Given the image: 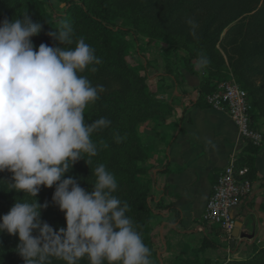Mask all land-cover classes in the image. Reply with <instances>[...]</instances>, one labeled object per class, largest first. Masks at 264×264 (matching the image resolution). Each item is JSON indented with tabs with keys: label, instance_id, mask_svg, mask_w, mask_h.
Instances as JSON below:
<instances>
[{
	"label": "clouds",
	"instance_id": "clouds-1",
	"mask_svg": "<svg viewBox=\"0 0 264 264\" xmlns=\"http://www.w3.org/2000/svg\"><path fill=\"white\" fill-rule=\"evenodd\" d=\"M41 28L28 13L0 20V172L12 174L8 191L33 198L15 199L0 216V233L18 237L24 264H51V257L65 264L85 257L89 264H152L151 250L127 215L130 206L113 195L118 183L103 163L94 168L90 191L78 178H64L77 161L88 165L98 155L91 134L111 121L87 123L84 115L104 91L80 75L101 63L95 50L82 37L74 49L62 47L73 43L68 23L49 33L57 46L34 47L31 38ZM207 63L205 57L198 61ZM41 186H55L52 201L64 213V228L54 230L41 220L48 206L36 199Z\"/></svg>",
	"mask_w": 264,
	"mask_h": 264
},
{
	"label": "rangeland",
	"instance_id": "rangeland-1",
	"mask_svg": "<svg viewBox=\"0 0 264 264\" xmlns=\"http://www.w3.org/2000/svg\"><path fill=\"white\" fill-rule=\"evenodd\" d=\"M50 1L53 7V9L50 10L51 16L55 19L57 18V13L61 11L62 6L58 0ZM181 1L182 0H113L112 8L117 16V21L134 29L136 42L129 43L130 53L125 56V60L130 69L135 70L139 76H145L144 87H142V83L139 82V80L134 81L122 78V76H119V74L113 71H109L91 82L93 86L102 85L104 88V91L99 93V98L94 102V105L99 106V112L102 113V116L97 115L95 120L103 117L111 121L109 116L114 115L113 126H118L119 133L123 135L126 133L130 134V131H134V134H137V138L140 140L139 143L146 147L145 158L143 161L138 162L145 168L144 172L131 173V165H125V161H122L123 158L118 153V150H116L117 148H115L118 145L119 138L116 133L112 134V132L107 131L104 135L98 129L94 132V136H91L94 143H97L99 148L98 155L94 157V168L98 164L103 163L107 170L115 176L118 187L113 195L117 196L122 202H127L129 204L130 210L127 215L132 218L134 224H138L139 222L136 215L139 213L141 214L143 211V207L141 206L143 205V200L141 199L142 194L145 191H150L151 194L154 193L151 168H153L157 162L156 154L159 151L157 144L169 140L168 134L164 132V129H166L164 125L165 116L158 114L161 111L156 112L160 110V106H155L154 102L147 98L144 92H149L152 95L163 98L159 92L169 84L172 77L177 79L179 92L184 93L186 89L183 88V86L187 85L188 79H194V76L183 67L185 58L189 57L190 61L193 63L194 69L201 71L202 75L211 72L209 74L214 76L212 78L213 80L216 79V86L221 82L231 79L237 83L238 78L233 69V63L236 59H238L241 54L244 55L253 49H264V25L261 24V22L259 23L260 28L255 30L253 34L251 32H246V16L264 8V0L241 1L242 4L231 5V10L217 16L213 14V10L210 7L205 8L197 6L198 1L193 2L192 0L191 4H187V1L184 3ZM178 5L187 9L188 12L177 13V11H172V9ZM241 5L242 7L254 5V8L240 13L236 19L225 23L229 17L242 10ZM242 17L245 18L242 19ZM212 18L215 20L211 22ZM240 19L244 21V25L240 31L235 29L228 31L231 24ZM189 21H191V23H189ZM128 39H131V36H129ZM203 42L208 45H204L201 50L202 57H205L208 63L201 65V70V68L199 69V65L195 62V54ZM172 47H176V56L181 60L179 64L180 68H176L173 65L171 56L161 53L159 50H169ZM213 48L215 50H213ZM142 61L146 62V73L140 66V62ZM243 75L246 76L247 74L244 73ZM258 76L259 77H257L256 74L251 76L254 83H259L260 79L264 77V74ZM161 79L163 82L160 84L158 80L160 81ZM164 81H168L166 82L167 84ZM238 83L240 84V82ZM242 88L246 91L250 99L249 89L245 87ZM192 92L195 93L196 98L197 91L192 90ZM197 105L206 107L208 104L200 103ZM206 108L216 109L210 105ZM216 110H224L227 112L225 109ZM134 112L136 113L135 115ZM132 123L134 130L131 129ZM250 125L252 128L260 130L258 126L264 125V115L258 114L250 117ZM101 129L104 130L105 127ZM261 133L263 137L264 134L262 131ZM101 141H103L107 147H103L100 144ZM243 141L247 145V141ZM123 145L126 147V143ZM80 173L79 176H82V179L92 186L96 180L94 172L91 171V175L89 174L90 172L87 171L84 172L86 175H83V172ZM150 203L152 207L154 205V200H150ZM61 214L64 215L63 212H61ZM155 217L156 213H152L149 222ZM169 218L172 219L173 216ZM169 218H166V220ZM199 220L201 224H205L201 216ZM134 226L146 244L148 238L147 232L144 228L140 229L137 225ZM64 227L65 225L61 228ZM212 227L220 228L218 225H212ZM226 237L227 236H225V240ZM153 239L155 238L153 237ZM224 243L226 247L227 242L225 241ZM192 248L195 247H191V249ZM187 251L190 250H180L176 255L180 252ZM202 252L203 251L198 255L206 257ZM156 255L151 254L150 258L154 257L153 259L156 261ZM176 255L173 261H175ZM180 257L181 259H186L188 256ZM50 260L51 264H65L64 261L55 257H51ZM209 260L211 264H264V244L254 247L247 255L235 257H227V255H225L219 259L209 258ZM4 261L5 260H3L1 264H6ZM78 264H89V261L87 257H85L81 259ZM154 264H157V261Z\"/></svg>",
	"mask_w": 264,
	"mask_h": 264
},
{
	"label": "trees",
	"instance_id": "trees-1",
	"mask_svg": "<svg viewBox=\"0 0 264 264\" xmlns=\"http://www.w3.org/2000/svg\"><path fill=\"white\" fill-rule=\"evenodd\" d=\"M62 6L60 12L57 13V18L51 16V9H53L50 0H0V20L5 18L11 19L13 17L20 18V15L28 13L31 19L36 22H40L42 25L41 31L38 35L32 37V42L34 47H37L41 44H47L49 46H57V42L54 37L49 35V33H54L56 30H59L64 23H68L72 26L74 35L73 43L65 44L62 47L68 49H74L76 41L79 38H84L85 42L89 44L94 50L95 55L100 58L101 63L98 65H89L84 72L80 73L87 77V79L92 82V80L99 78L100 76L108 73L109 71L116 72L119 76L125 79L139 80L144 87V75L139 76L135 70L130 69L127 66L125 56L129 55V43H135V32L134 29L117 21V16L112 8L113 0H58ZM187 1V4H191L192 0H182L184 3ZM197 2L199 7H210L213 10L215 16L231 10V5L242 4L244 0H193ZM242 1V2H241ZM242 10L239 13H235L227 19L225 23H228L236 19L240 13L252 10L254 5L250 7H242ZM172 11L177 13L188 12L187 9L182 8L178 5L172 9ZM263 15V16H261ZM245 17H242L244 19ZM242 19L237 20L235 23L231 24L228 28V31L235 29L240 31L244 25ZM246 32L252 33L255 30L259 29V23L264 25V8L257 10L253 14L246 16ZM215 19H211V22ZM131 36V39H128ZM216 37V36H215ZM214 37V39H215ZM214 42V41H213ZM204 42L197 49L195 54V62L198 64V61L202 58V52ZM213 50H215L213 48ZM161 53H165L168 56H171L173 65L177 68L181 62L180 58L176 55V47L171 49H160ZM190 58V57H189ZM189 58H185L183 62V67L189 71L190 74L194 76L195 88L197 91V97L195 98V104H206L204 100V95L208 92L213 91L217 88L216 79L213 80V75L208 72L206 75H202L201 71L194 69L193 63ZM140 66L143 70H147L146 62H140ZM233 69L236 72L238 82L240 86L249 89V115L250 117L256 116L258 114L264 115V77L259 78V83H254L251 79L252 75L264 74V49H253L248 51L244 55H240L238 59L233 63ZM262 65V66H261ZM95 67L96 71H91V68ZM180 68V67H179ZM202 67L199 65V69ZM247 74L244 76L243 74ZM255 77V76H253ZM242 83V84H241ZM147 98L151 99L154 102L155 106H160L161 116H168L172 114L174 110V103L171 100H165L157 95H152L149 92H144ZM248 97V96H247ZM106 104V103H105ZM208 106V105H207ZM99 106L94 105V102L89 103L85 110V119L87 123L95 121L97 115L102 116V113L98 110ZM258 112V113H257ZM136 113L134 112V115ZM111 118V124L108 127H105L104 130L99 129L102 134L110 131L117 134L118 145L115 147L118 150V153L123 158L122 161H125V165H131V173L144 172V167L138 163L143 161L146 156V147L139 143L140 140L137 138V134H134V131H130L126 134L119 133L118 126H113L114 115L109 116ZM133 123L131 129H133ZM123 132V130H122ZM127 132V131H125ZM92 133L91 136L93 135ZM103 137V136H102ZM94 142L93 138H91ZM126 143L125 145H123ZM125 148V150H124ZM258 145L253 144L251 141H247V151L249 153H254L257 151ZM84 159L88 160L89 157L85 154ZM91 163L88 165L83 159L77 161L70 171L65 174L64 178L72 176L73 178L78 177L79 185L86 190H91V185L87 183L82 176H79L83 172V175H86L84 172H94V157H91ZM235 166L246 165L247 173L246 176L250 179V176H253V158L248 155L240 156L238 160L234 162ZM252 167V168H251ZM249 168V169H248ZM252 172V173H251ZM252 174V175H251ZM11 173L7 170L0 172V216L6 214L10 207L13 205L15 199H22L31 201L33 198L23 192H14L8 191L7 181L11 182ZM89 188V189H88ZM55 190V186L51 188H46L41 186L40 191L36 197L38 203L45 204L47 207L41 210V220L46 222L54 230H59L63 225H65L64 215L61 214L59 208L53 203L52 195ZM249 194V193H248ZM247 194V195H248ZM143 200V211L142 213L136 215L138 219L137 225L140 229L144 228L147 232V241L146 245L151 250V254L158 252V244L153 241L151 226L149 218L152 213H157V209H166V212H171L173 218L171 221L176 222L180 218V212L176 207H173L170 204H163L160 199L154 197L153 194L149 192H144L141 196ZM150 200L155 201V205L151 207ZM213 228V227H211ZM221 230L220 228H218ZM219 232V231H218ZM216 232L215 234H218ZM214 234V235H215ZM35 235V233H34ZM213 233L205 231L202 237V241L198 247L190 249L187 252H180L175 257V261L171 264H211L209 258L199 256L207 247H222V244L212 238ZM19 243L18 237L16 235H9L7 232L0 233V264L5 260L6 264H24V261L20 255H18L16 249L17 244ZM180 256H188L186 259H181ZM199 260V261H198ZM245 261V260H243ZM160 264V263H159Z\"/></svg>",
	"mask_w": 264,
	"mask_h": 264
},
{
	"label": "crops",
	"instance_id": "crops-1",
	"mask_svg": "<svg viewBox=\"0 0 264 264\" xmlns=\"http://www.w3.org/2000/svg\"><path fill=\"white\" fill-rule=\"evenodd\" d=\"M186 84V91L181 93L177 79L171 77L159 92L165 100L173 101L174 110L164 119L169 140L157 144V162L151 168L153 195L163 204L176 207L180 218L173 222L171 212L157 209L156 217L150 221L153 240L159 247L157 264H171L180 250L200 245L205 231L213 233L212 238L222 244L203 250L202 254L211 259L247 255L264 244V136L257 151L249 153L227 112L195 104V80L188 79ZM258 127L264 134V125ZM244 155L253 158L251 190L231 212L235 222H241L239 233L248 236L236 237L231 246L222 230L201 224L199 217L218 172L232 157L238 160ZM153 258L152 264L156 262Z\"/></svg>",
	"mask_w": 264,
	"mask_h": 264
},
{
	"label": "built area",
	"instance_id": "built-area-1",
	"mask_svg": "<svg viewBox=\"0 0 264 264\" xmlns=\"http://www.w3.org/2000/svg\"><path fill=\"white\" fill-rule=\"evenodd\" d=\"M204 100L213 108L228 112L242 140L256 145L261 143V131L250 125V105L246 91L234 80L221 82L216 89L204 95ZM234 162L235 158L232 157L218 172L200 214L205 225H218L227 237L235 225L232 209L251 190V181L246 176L247 166H235Z\"/></svg>",
	"mask_w": 264,
	"mask_h": 264
},
{
	"label": "water",
	"instance_id": "water-1",
	"mask_svg": "<svg viewBox=\"0 0 264 264\" xmlns=\"http://www.w3.org/2000/svg\"><path fill=\"white\" fill-rule=\"evenodd\" d=\"M240 226H241V222L236 221L234 227L231 230V233H230V236H229V243H230L231 246L233 245L234 239L236 237L239 236V237L243 238V237H247L248 236L247 233H243V232L239 233ZM157 255H158V253H157Z\"/></svg>",
	"mask_w": 264,
	"mask_h": 264
}]
</instances>
